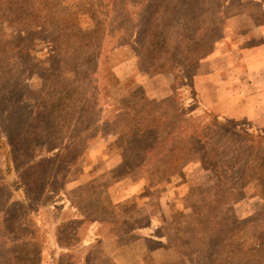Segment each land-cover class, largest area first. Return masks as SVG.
I'll return each instance as SVG.
<instances>
[{"label":"rangeland","instance_id":"1","mask_svg":"<svg viewBox=\"0 0 264 264\" xmlns=\"http://www.w3.org/2000/svg\"><path fill=\"white\" fill-rule=\"evenodd\" d=\"M145 3L39 0L12 30L0 264H264V0H168L155 52Z\"/></svg>","mask_w":264,"mask_h":264},{"label":"trees","instance_id":"2","mask_svg":"<svg viewBox=\"0 0 264 264\" xmlns=\"http://www.w3.org/2000/svg\"><path fill=\"white\" fill-rule=\"evenodd\" d=\"M37 1L39 0H0V39L1 42L6 40V45L9 46L5 49H0V60L2 61V64L6 63L8 64L10 61V65H14L13 61L14 58H16V55L9 56V54H12L14 51V47L18 42L21 43V35L15 36L12 33V30L16 27L18 22L26 15L27 17L30 15V13L34 10L36 7ZM143 1V0H139ZM168 4V0H146V3L142 6L138 4L140 9V15H136V17L140 16V21L133 25L132 27H140L143 25L142 30L144 31L143 36L151 39V43H154V40L158 38V26L154 23L156 20L158 14H162V10L164 7H166ZM29 7V8H28ZM43 11H46V7L41 8ZM134 10V9H133ZM46 13V12H45ZM19 40V41H18ZM12 46V47H11ZM145 46V45H144ZM156 46V47H155ZM155 48L150 49L148 48L147 51L153 50L155 52V49L159 50L157 45L155 44ZM12 50H11V49ZM8 50H10L8 53ZM26 52V49H24ZM161 50V49H160ZM146 51V50H144ZM21 55V53H18V57ZM128 131H131V128H127ZM135 132V131H134ZM134 132H130L131 134ZM150 134V132H148ZM10 144L12 145V149L15 147L13 145V139L10 138ZM264 173L262 172V175ZM30 228L25 229V232H28ZM30 233V232H29ZM28 242L23 240V244L21 245L24 247V249L21 251L23 252V257H27L28 255V249L30 251V254L32 253V245L29 241V236H27ZM37 251H34L32 255L37 256ZM29 254V255H30Z\"/></svg>","mask_w":264,"mask_h":264}]
</instances>
